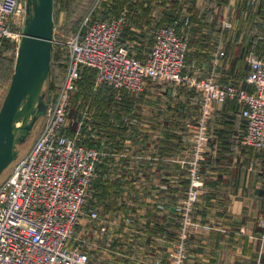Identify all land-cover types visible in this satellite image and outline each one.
Masks as SVG:
<instances>
[{
    "label": "built area",
    "instance_id": "built-area-1",
    "mask_svg": "<svg viewBox=\"0 0 264 264\" xmlns=\"http://www.w3.org/2000/svg\"><path fill=\"white\" fill-rule=\"evenodd\" d=\"M93 8L67 40L64 77L58 93L46 100L42 129L15 160L11 171L0 179V264H100L72 241L101 160L100 148L80 142L68 129L72 93L85 68L95 71L97 84L104 82L133 93L142 91L147 79L190 80L199 91L202 107L194 159L190 161L193 186L201 182L197 157L207 138L206 115L213 102L235 100L244 120L241 143L264 150V53H246L245 86L221 83L213 76L189 77L181 74L187 41L178 31V19L158 24L148 51L139 58L128 43L120 41L128 20L126 8L105 18H92ZM21 9V0H0V41L16 34L14 23L20 21ZM231 25L229 20L223 21V27ZM223 54L220 48L214 60L217 62ZM192 189L182 209L185 216L197 196V189ZM90 215L101 216L97 209ZM170 253L176 264L182 261L185 248L181 241Z\"/></svg>",
    "mask_w": 264,
    "mask_h": 264
},
{
    "label": "crops",
    "instance_id": "crops-1",
    "mask_svg": "<svg viewBox=\"0 0 264 264\" xmlns=\"http://www.w3.org/2000/svg\"><path fill=\"white\" fill-rule=\"evenodd\" d=\"M239 1L194 0L197 7L195 10H202L190 9L185 38L189 33L202 32L203 46L200 47V55L193 56L191 60L187 59L189 51L185 54L183 70L185 66L186 70L213 76L221 83L246 85L244 76L248 64L239 82V75H235L238 70L232 61L239 57V51H236L239 47V18L244 19V13H239ZM247 3L253 5L255 10L253 22L264 19V0H251ZM224 20H229L231 27H223ZM127 21L126 25L130 18ZM256 36L263 38L260 33ZM220 48L224 54L216 62L214 58ZM145 50L138 53L141 58H144ZM199 104V111L184 116V119L176 108L161 113L139 114V128H153L156 137L155 145L153 142L150 145L142 142L136 151L142 160H138L135 165H140V169H154L157 174L141 180L150 178L161 185L176 183L177 177L173 170L180 167L178 126L180 121L182 123L186 120L183 123L188 124L189 131L196 132V125L202 116ZM205 124L207 138L204 144L206 152L203 154L207 157L204 165L209 171L203 179V190L193 209L188 212L189 222L184 236H181L183 210H168L163 203H158L153 209L148 205L145 211L130 206L126 212H111L113 214L109 217L106 215V211L111 208L109 203L104 214L97 207L93 208L97 203L95 194L100 191L95 187L100 186L95 183V177L89 193L94 198L87 200L86 212L77 225L79 243L90 252L94 261L100 264H176L170 252L181 241L185 257L179 264H264V237L261 236L264 235V150L241 143L243 120L239 114V105L234 102H213ZM141 137L148 139L149 132ZM121 163H116L118 168ZM128 164L133 166L134 162ZM122 165L125 166V163ZM167 169L172 172L165 177L163 174ZM242 186L245 192L240 191ZM137 198H132L128 205ZM95 209L101 216L91 220L90 212ZM149 214L156 219L149 218ZM86 216L90 221H95L89 223L88 228L87 222H82ZM127 217L129 225L124 221ZM90 235L93 239L92 247L85 240Z\"/></svg>",
    "mask_w": 264,
    "mask_h": 264
},
{
    "label": "rangeland",
    "instance_id": "rangeland-1",
    "mask_svg": "<svg viewBox=\"0 0 264 264\" xmlns=\"http://www.w3.org/2000/svg\"><path fill=\"white\" fill-rule=\"evenodd\" d=\"M21 1L20 21L14 23L16 34L6 36L0 41V108L9 89L15 69L18 47L22 37L20 32L24 31L26 24L27 0ZM247 1L251 0L239 1L241 6L239 13H244V19L239 18V47L236 49V51H239V57L232 60L238 70L235 75H239V82L242 80L241 76L245 73V65L247 64L246 53L251 50L250 48L253 47L254 43V30L251 29V22L255 16L253 13L255 10L253 5L247 3ZM134 2L135 5H132L130 21L126 25L127 34H125V42L130 45L134 54L144 52L149 44L153 27L159 22H166L174 17L179 22L177 25L178 31L184 33L188 26L186 17L189 16L190 9L194 11L202 10H195L194 0H134ZM119 4L120 0H54L55 30L53 46L55 58L52 71L43 85L45 100H51L59 91L63 80L61 77L67 64V40L84 13L96 6L101 7L102 10L113 11ZM260 29L259 33L261 34L264 32V26ZM225 30H222L220 34L222 35ZM203 36L202 32H193L192 34L189 33L188 37L185 38L187 41L186 55L189 51L188 60H191L190 58L193 56L200 55V47L202 48L203 46ZM257 45L260 50L264 47L263 43L259 41ZM232 49L234 50V48ZM181 74H186L189 77L205 75L202 72L197 71L195 73L186 70L185 66ZM91 79L89 76L84 77L81 85L78 84V87L72 93L67 122L70 134H77L78 139L83 142L92 141V139L96 140L97 143L94 146L101 150L100 166L99 168L97 167V179H95V183L100 184V186L94 185L100 191L95 194L97 203L93 205V208L97 207L104 214L109 203L111 208L106 211L108 217L113 214L111 212L117 210V213L126 212L131 208L130 206H136L145 211L148 210V205L153 209L158 203L166 205L168 210H171V208H176V210L184 209L192 188L197 189L196 201L199 193L203 190V179L206 178L209 170L204 165V160L207 157L203 154L206 152V148L203 147L199 152L200 156L197 157V172L202 183L200 182L196 186L192 185L193 177L190 161L194 159L192 153L195 150V133L192 130L189 131L188 124L183 123L186 120L182 123L180 121L178 126L180 167L178 170H173L175 177L179 178L178 184L177 179L173 185L156 184L150 178H147L148 180L145 179V181L141 180L146 177H155L157 175L156 171L154 169H140L138 167L140 165H135L138 160H142L139 153L136 152L139 150V145L142 142L144 145H150L151 142L154 145L156 143V137L153 133L155 130L153 128L149 127V131L139 128L138 125L141 124L139 114L161 113L171 108H176L178 114L184 119V116L199 111L198 103L200 102L196 101L199 91L190 83V80H147L141 92L136 94L127 93L128 96L124 97L126 93L121 90L106 86L102 84L103 82L97 84L95 79L93 81ZM172 100H175V102ZM45 121L46 114L40 113L30 130L25 131L20 128L17 131L18 136L25 135V138L18 142L16 157L4 169L0 179L11 171L15 160L31 146ZM148 123L150 124V121ZM145 131L149 132L150 137L148 139L141 137L147 134ZM120 162L125 163V166L121 163L118 168L116 163L119 164ZM129 162H134L133 166L129 165ZM103 164L108 165L103 166ZM171 172L172 170L167 169L163 175L165 177L169 176ZM161 188L164 189L162 190ZM243 188L244 186L240 189L241 192L246 191ZM89 198L93 199L94 197L91 195L87 200ZM132 198H137V200L128 205ZM195 201L188 211L193 209ZM149 215V218L156 219L153 215ZM89 217L91 220H97L91 215ZM89 217L87 219L86 216L82 221L87 222L86 228L90 227L89 223L95 222L90 221ZM124 221L129 225L128 217ZM188 222L189 216H185L183 213L181 218V236L186 233ZM77 228L72 241L80 244ZM80 228L84 227L80 226ZM261 236L264 237V235ZM85 240L92 247V235Z\"/></svg>",
    "mask_w": 264,
    "mask_h": 264
},
{
    "label": "water",
    "instance_id": "water-1",
    "mask_svg": "<svg viewBox=\"0 0 264 264\" xmlns=\"http://www.w3.org/2000/svg\"><path fill=\"white\" fill-rule=\"evenodd\" d=\"M26 11L14 73L0 108V177L16 157L18 142L25 138L17 131L30 130L47 109L43 85L51 68L54 0H27Z\"/></svg>",
    "mask_w": 264,
    "mask_h": 264
},
{
    "label": "trees",
    "instance_id": "trees-1",
    "mask_svg": "<svg viewBox=\"0 0 264 264\" xmlns=\"http://www.w3.org/2000/svg\"><path fill=\"white\" fill-rule=\"evenodd\" d=\"M135 5V2H134V0H120V4L118 5V7L116 8V9H114L113 11H107V10H102L101 9V7H98V6H96V7H94L93 8V10H92V14H91V17L92 18H95V17H102V18H105V17H107V16H109V15H111V14H116L121 8H126V10H127V14H128V16H127V19L129 20V18H130V14H131V10H132V5ZM92 9V8H91ZM91 9H89L88 11H86L85 13H84V15L81 17V19L79 20V22H78V24H77V26H76V28H75V30L79 27V25H80V23L82 22V20L84 19V17L86 16V14L91 10ZM172 19H174V17H172L169 21H171ZM169 21H166V22H169ZM128 22V21H127ZM160 23H164V22H159L158 24H160ZM128 24V23H127ZM158 24H156L154 27H153V30H152V34H151V38H150V41H149V44H148V46L146 47V52L148 51V49H149V47H150V45H151V42H152V39H153V32H154V29H155V27L158 25ZM178 24H179V22H178ZM251 29H253L255 32H256V34L257 33H259L260 31L259 30H261L260 28L262 27V26H264V19H261L259 22H251ZM74 30V31H75ZM73 31V32H74ZM126 31V24H125V26H124V28H123V31H122V34H121V36H120V41L122 42V43H126L125 42V34H127V31ZM180 33V35L182 36V37H184L185 38V32L184 33H182L181 31L179 32ZM256 34H254V36L256 35ZM261 36H263V38H260V37H254V39H253V41H254V43H253V47L252 48H250L251 50H253L255 53H257V54H262V53H264V47H262V50H260V48L259 47H257L258 45H257V42L259 41V42H261V43H263V46H264V32L263 33H261ZM126 37H127V35H126ZM256 46V47H255ZM54 53H55V51H54V46H53V49H52V58H51V68H50V71H49V74H48V76L50 75V73H51V71H52V66H53V64H54ZM67 59H68V48H67ZM136 56H138V57H140L139 55H138V53H136L135 54ZM141 58V57H140ZM14 73V72H13ZM13 76V75H12ZM87 76H89L90 78H92L91 80L93 81L94 79H95V71L94 70H92V69H89V68H85L84 69V71H83V73H82V77L80 78V80H79V85H81V83H82V79L84 78V77H87ZM63 77H64V74H62V79H63ZM61 79V80H62ZM147 80H149V79H147ZM102 84H104V85H106L104 82L102 83ZM103 85V86H104ZM107 86V85H106ZM110 87H112V86H110ZM112 88H114V87H112ZM116 89V88H115ZM76 90V89H75ZM74 90V91H75ZM121 91L123 92V93H126V94H124V97L125 96H128L127 95V93H131V94H136V93H133V92H131V91H127V90H125V89H121ZM141 92V91H140ZM227 102H234L235 103V105L236 104H238L235 100H227V101H225V103H227ZM239 114H240V108H239ZM241 116V115H240ZM242 118V117H241ZM242 120H243V118H242ZM243 127H244V120H243ZM23 129V128H22ZM25 130V129H24ZM25 131H27V130H25ZM79 140V139H78ZM80 142H83L82 140H79ZM83 143H85V144H87V145H95L96 143H97V141L96 140H94V139H92V141H87V142H83ZM104 165H108V164H103V166ZM99 166H100V163H98V168H99Z\"/></svg>",
    "mask_w": 264,
    "mask_h": 264
},
{
    "label": "flooded vegetation",
    "instance_id": "flooded-vegetation-1",
    "mask_svg": "<svg viewBox=\"0 0 264 264\" xmlns=\"http://www.w3.org/2000/svg\"><path fill=\"white\" fill-rule=\"evenodd\" d=\"M26 8H27V2H26Z\"/></svg>",
    "mask_w": 264,
    "mask_h": 264
}]
</instances>
